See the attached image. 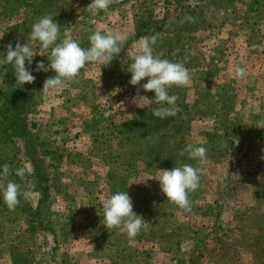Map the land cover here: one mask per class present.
Segmentation results:
<instances>
[{
    "label": "rangeland",
    "instance_id": "374dc122",
    "mask_svg": "<svg viewBox=\"0 0 264 264\" xmlns=\"http://www.w3.org/2000/svg\"><path fill=\"white\" fill-rule=\"evenodd\" d=\"M90 3L0 0V56L46 15L81 47L97 30L128 37L109 65L90 63L49 94L43 82L55 73L35 71L48 52L36 49V79L22 87L0 67V172L7 163L8 179L35 185L14 211L0 194V264H264V0H117L97 14ZM187 16L194 22L181 23ZM155 33L154 55L191 77L169 89L179 99L165 119L127 71L140 38ZM187 144L206 147L203 164L181 155ZM184 164L201 169L191 211L157 180ZM119 191L146 221L134 238L104 227L103 202Z\"/></svg>",
    "mask_w": 264,
    "mask_h": 264
},
{
    "label": "clouds",
    "instance_id": "9594fccd",
    "mask_svg": "<svg viewBox=\"0 0 264 264\" xmlns=\"http://www.w3.org/2000/svg\"><path fill=\"white\" fill-rule=\"evenodd\" d=\"M115 2L117 0H91L87 9L93 14L100 11L108 12ZM194 20V17L187 16L181 23L194 22ZM159 35L155 33L140 38L137 50L131 53L132 63L127 71L131 73L129 84L139 86L138 93L141 88L145 92H154V100L159 107L153 109V115L165 119L177 114L176 102L179 97L170 95L169 89L173 86H187L191 77L189 69L183 63L162 59L158 54L154 55L153 45L157 43ZM127 38L124 33L102 34L97 30L89 36V46L81 47L68 29L64 30L61 38L60 24L55 22L52 16L46 15L33 23L27 43L21 44L17 41L15 47L11 43L6 46V54L0 56V67L10 65L14 69L16 85L22 87L24 84L33 83L36 79L28 67L32 65L36 55L44 56L36 49L48 52L49 63L45 65L43 61L38 62L35 71L55 73L43 82L42 91L49 94L66 87L80 76L81 71L90 63L109 65L124 50ZM28 41L33 43L30 44ZM35 42H38V46ZM234 73L239 79L247 75L246 69L239 64L234 66ZM145 78L147 82L141 85V81ZM257 127L264 128V121H260ZM185 152L189 159L197 161L198 164L206 161L207 149L204 146L187 144L181 155ZM30 171L25 165L17 168L15 175L24 178ZM159 171L161 174L157 180L166 199L180 209L191 211L190 193L195 192L199 187L201 169L191 164H184L170 170ZM9 175L10 166L5 163L0 172V194L7 208L14 211L20 204L21 197L28 200L32 196L35 185L28 183L22 188L20 184L8 179ZM102 207L104 227L108 230L118 229L121 233H126L129 238L136 237L146 223L141 215L133 211L132 198L126 191H119L109 196Z\"/></svg>",
    "mask_w": 264,
    "mask_h": 264
}]
</instances>
